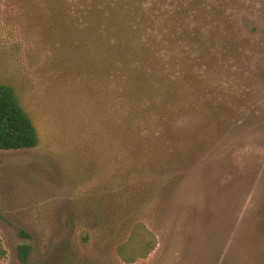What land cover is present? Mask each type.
I'll list each match as a JSON object with an SVG mask.
<instances>
[{"label":"rangeland","instance_id":"374dc122","mask_svg":"<svg viewBox=\"0 0 264 264\" xmlns=\"http://www.w3.org/2000/svg\"><path fill=\"white\" fill-rule=\"evenodd\" d=\"M0 82V264H264V0H0Z\"/></svg>","mask_w":264,"mask_h":264},{"label":"trees","instance_id":"16d2710c","mask_svg":"<svg viewBox=\"0 0 264 264\" xmlns=\"http://www.w3.org/2000/svg\"><path fill=\"white\" fill-rule=\"evenodd\" d=\"M149 2L150 6L142 5V23L150 20L151 12L154 10L152 1ZM175 13L176 11H174V14ZM177 13L181 14L182 11H177ZM132 14L133 13H127L121 17V22L127 28L129 33L134 36V38H131L129 41L131 47L138 48L140 58L142 52V56L147 60L164 59L166 57V52L153 50V47L155 42H158V44L163 42L167 43V40L163 37L159 38L157 31L154 28H147L143 24L141 36V32L138 29L140 26L134 24L135 16ZM171 34L174 35L175 33ZM168 50L169 49L165 51ZM170 54L173 55L171 52ZM131 60L133 67L138 70L141 62H139V60L137 62L133 57ZM150 71H154V69L150 67ZM38 142L39 136L34 122L20 104L14 88L6 83L0 82V150L29 149L37 146ZM142 230L148 236L145 238L147 240H145L142 247V257H145L155 246V241L154 237L151 236L152 233L144 226H142ZM126 259L130 263L134 262L133 258Z\"/></svg>","mask_w":264,"mask_h":264}]
</instances>
